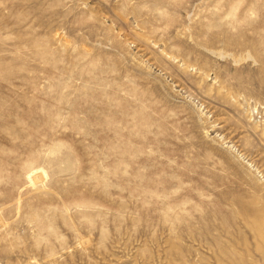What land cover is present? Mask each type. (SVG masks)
Listing matches in <instances>:
<instances>
[{"label": "rangeland", "instance_id": "1", "mask_svg": "<svg viewBox=\"0 0 264 264\" xmlns=\"http://www.w3.org/2000/svg\"><path fill=\"white\" fill-rule=\"evenodd\" d=\"M0 264H264V0H0Z\"/></svg>", "mask_w": 264, "mask_h": 264}, {"label": "bare ground", "instance_id": "2", "mask_svg": "<svg viewBox=\"0 0 264 264\" xmlns=\"http://www.w3.org/2000/svg\"><path fill=\"white\" fill-rule=\"evenodd\" d=\"M32 175H33V174H30V175L28 176V179H29L30 182L33 181Z\"/></svg>", "mask_w": 264, "mask_h": 264}]
</instances>
